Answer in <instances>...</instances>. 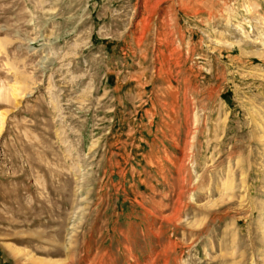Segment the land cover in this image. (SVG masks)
Here are the masks:
<instances>
[{
	"label": "rangeland",
	"instance_id": "374dc122",
	"mask_svg": "<svg viewBox=\"0 0 264 264\" xmlns=\"http://www.w3.org/2000/svg\"><path fill=\"white\" fill-rule=\"evenodd\" d=\"M0 264H264V0H0Z\"/></svg>",
	"mask_w": 264,
	"mask_h": 264
},
{
	"label": "bare ground",
	"instance_id": "6f19581e",
	"mask_svg": "<svg viewBox=\"0 0 264 264\" xmlns=\"http://www.w3.org/2000/svg\"><path fill=\"white\" fill-rule=\"evenodd\" d=\"M230 176H228V179L226 178L225 182H224V187L226 190H233V177L232 174H229ZM245 178V177H244Z\"/></svg>",
	"mask_w": 264,
	"mask_h": 264
}]
</instances>
